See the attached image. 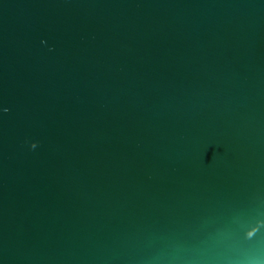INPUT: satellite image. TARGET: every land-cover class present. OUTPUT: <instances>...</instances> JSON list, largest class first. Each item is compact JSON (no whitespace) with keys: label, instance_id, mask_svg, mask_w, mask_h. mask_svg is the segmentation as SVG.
<instances>
[{"label":"water","instance_id":"water-1","mask_svg":"<svg viewBox=\"0 0 264 264\" xmlns=\"http://www.w3.org/2000/svg\"><path fill=\"white\" fill-rule=\"evenodd\" d=\"M0 264H264V0H0Z\"/></svg>","mask_w":264,"mask_h":264}]
</instances>
